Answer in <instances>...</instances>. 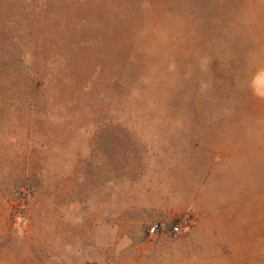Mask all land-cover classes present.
<instances>
[{
    "label": "rangeland",
    "instance_id": "374dc122",
    "mask_svg": "<svg viewBox=\"0 0 264 264\" xmlns=\"http://www.w3.org/2000/svg\"><path fill=\"white\" fill-rule=\"evenodd\" d=\"M0 264H264V0H0Z\"/></svg>",
    "mask_w": 264,
    "mask_h": 264
},
{
    "label": "built area",
    "instance_id": "2783aa9c",
    "mask_svg": "<svg viewBox=\"0 0 264 264\" xmlns=\"http://www.w3.org/2000/svg\"><path fill=\"white\" fill-rule=\"evenodd\" d=\"M157 230V226H153L150 228V233H153ZM174 232H178L179 231V228L178 227H173L172 229Z\"/></svg>",
    "mask_w": 264,
    "mask_h": 264
}]
</instances>
